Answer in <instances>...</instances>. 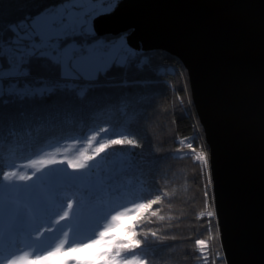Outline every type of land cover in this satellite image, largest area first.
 <instances>
[{
  "label": "snow or ice",
  "instance_id": "obj_1",
  "mask_svg": "<svg viewBox=\"0 0 264 264\" xmlns=\"http://www.w3.org/2000/svg\"><path fill=\"white\" fill-rule=\"evenodd\" d=\"M114 4L59 0L0 26V165L5 144L14 156L20 137L61 112L93 102L90 94L101 75L131 62L126 43L94 36V19ZM9 105L19 110L5 113ZM178 143H186L194 160L207 166L202 146L197 152L191 138ZM141 147L129 129L99 127L68 144L40 149L22 163L9 164L7 171L0 166V264H148V253L155 251L145 247L148 236L166 237L137 229L149 213L157 215L153 206L168 193L152 198L159 189L133 183L140 166L134 150ZM177 153L183 158L181 148ZM204 215L201 211L198 218ZM128 218L133 222L125 225ZM195 244L203 264H209L206 241Z\"/></svg>",
  "mask_w": 264,
  "mask_h": 264
},
{
  "label": "water",
  "instance_id": "obj_2",
  "mask_svg": "<svg viewBox=\"0 0 264 264\" xmlns=\"http://www.w3.org/2000/svg\"><path fill=\"white\" fill-rule=\"evenodd\" d=\"M93 29L183 63L226 264H264V0H119Z\"/></svg>",
  "mask_w": 264,
  "mask_h": 264
},
{
  "label": "trees",
  "instance_id": "obj_3",
  "mask_svg": "<svg viewBox=\"0 0 264 264\" xmlns=\"http://www.w3.org/2000/svg\"><path fill=\"white\" fill-rule=\"evenodd\" d=\"M58 2L0 0V26L6 28ZM94 36L101 38L100 41L113 38ZM142 55L146 58L145 63L138 64L137 58L132 57L127 66L113 67L102 74L90 94L94 97L93 102L75 112H61L40 127L34 126L30 136L20 137L14 156H9L8 145L5 144L4 160L0 166L2 170L8 169L9 164L22 163L40 149L49 151V145H63L72 137H82L95 128L110 127L117 132L129 129L137 134L142 145L134 150L140 166L132 174L133 183L139 187L138 181H142L146 189H159V193H152V198L155 194L168 193L162 196L160 204L153 206L154 210L159 209L157 215L149 213L137 229L138 232L156 231L158 237H166L157 239L148 236L145 247L155 250L154 256L152 252L148 253V264H203L195 244L197 239H204L208 244L206 251L211 253L209 264L212 261L226 264L209 165L203 166L195 161L186 143H178L182 138H191L197 152L202 146L208 153L203 127L192 101L186 68L180 59L165 51L147 50ZM18 110L16 105L3 109L5 113ZM178 148L183 150V158H177L180 155ZM201 211L205 215L198 218ZM208 211H213L215 215L208 217ZM159 216H164V220H160ZM126 220L125 225L133 222L131 218ZM138 238L143 239V236Z\"/></svg>",
  "mask_w": 264,
  "mask_h": 264
},
{
  "label": "rangeland",
  "instance_id": "obj_4",
  "mask_svg": "<svg viewBox=\"0 0 264 264\" xmlns=\"http://www.w3.org/2000/svg\"><path fill=\"white\" fill-rule=\"evenodd\" d=\"M117 1H119V0H115V4H114V6L109 10V11H111L115 6H116V4H117ZM109 11H107V12H109ZM106 13V12H105ZM97 37H100V36H97ZM101 37H103V36H101ZM113 38H110V39H108V40H106V39H104L102 42H115V43H120V42H124V43H126V35L125 34H121V35H119V36H112ZM101 38H98V40H100ZM127 46H128V44H126ZM129 47V48H128ZM127 48L131 51V53H132V57L133 58H137V61L139 62L138 64H142V63H145V61H146V58L142 55L143 54V50H140V49H136V48H134V47H130V46H128ZM143 56V57H142ZM183 79V78H182ZM162 125H163V123H162ZM68 143H70V142H66V143H64L63 145H65V144H68ZM5 171H7L8 169H4ZM30 171V170H29ZM69 171H71V169H69ZM125 224L127 223V220H125V222H124ZM223 256H224V254H223ZM53 259H56V258H53ZM226 262V261H225Z\"/></svg>",
  "mask_w": 264,
  "mask_h": 264
},
{
  "label": "bare ground",
  "instance_id": "obj_5",
  "mask_svg": "<svg viewBox=\"0 0 264 264\" xmlns=\"http://www.w3.org/2000/svg\"><path fill=\"white\" fill-rule=\"evenodd\" d=\"M127 44V43H126ZM129 46V45H128ZM131 47V46H130ZM187 71V70H186ZM188 76V75H187ZM207 154V158H208V165H209V152L208 153H206ZM210 169V168H209ZM210 177H211V175H210ZM213 191V190H212Z\"/></svg>",
  "mask_w": 264,
  "mask_h": 264
},
{
  "label": "built area",
  "instance_id": "obj_6",
  "mask_svg": "<svg viewBox=\"0 0 264 264\" xmlns=\"http://www.w3.org/2000/svg\"><path fill=\"white\" fill-rule=\"evenodd\" d=\"M132 48V47H131ZM141 50V49H140Z\"/></svg>",
  "mask_w": 264,
  "mask_h": 264
}]
</instances>
